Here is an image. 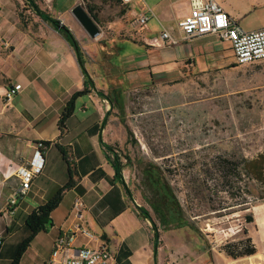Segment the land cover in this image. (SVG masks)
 I'll list each match as a JSON object with an SVG mask.
<instances>
[{
	"label": "crops",
	"instance_id": "obj_1",
	"mask_svg": "<svg viewBox=\"0 0 264 264\" xmlns=\"http://www.w3.org/2000/svg\"><path fill=\"white\" fill-rule=\"evenodd\" d=\"M137 1L142 9H148L150 17L146 26L132 24L137 16L134 19L129 16L131 3L122 4V8L119 5L112 7L111 17H106V21L100 15L109 4H96L100 25L95 22L100 32L104 25L113 30L108 41V38L99 41V37L88 36L71 13L75 0H51L44 9L38 5L68 27L85 58L89 53L102 56L109 49L108 42H113L109 52L112 58L126 47L125 42L143 47L128 53L130 70L127 72L132 74L129 76L131 83L146 85L171 81L182 78L188 71L202 72L213 64L233 61H228L233 58L228 43L216 36L206 35L189 41L180 39L177 23L189 12V0ZM216 1L244 30L264 27L245 29L243 26V19L255 11L258 4ZM19 6V0H0V264H12L20 244L31 234L27 222L29 215L58 194L59 201L49 212L51 225L33 234L17 264H46L57 234L74 223L104 241L117 264H216L209 262L207 257L211 248L188 262L171 255L158 228V239L154 244V228L137 212L136 207L141 205L132 194L123 174L124 168L123 180L131 197L114 176L113 165L106 154V145L117 149L120 145L113 131L117 125L109 119L110 104L98 94L101 90L96 78L85 62L92 86L81 73L73 46L46 21L48 27L33 25L26 29L25 21L23 27H19ZM74 23L79 25L83 36L78 35L80 32L75 33ZM151 23L160 31L151 29ZM163 30L179 39L178 44L164 42L160 38ZM79 36L86 47L81 45ZM112 65L118 66L113 61ZM15 83H20L22 90L12 99L5 100V89ZM83 92H87L91 101L90 108L84 104L76 108L80 103L77 96ZM107 111L110 112L108 116ZM59 121H62L60 126ZM39 144H42L44 158L42 170L34 175L26 195L18 201L15 213L8 214L9 199L18 184L16 168L31 159ZM120 161H123L122 157ZM69 168L72 169L71 184L64 188L70 182ZM76 199L81 201L79 217L73 209ZM168 233L170 238L172 231ZM84 243L93 245L95 241L77 238V244ZM178 248L182 253L188 250L187 247ZM230 261L264 264V251L257 250L254 255Z\"/></svg>",
	"mask_w": 264,
	"mask_h": 264
},
{
	"label": "rangeland",
	"instance_id": "obj_2",
	"mask_svg": "<svg viewBox=\"0 0 264 264\" xmlns=\"http://www.w3.org/2000/svg\"><path fill=\"white\" fill-rule=\"evenodd\" d=\"M89 1L109 4L100 16L105 21L106 17L110 19L114 2ZM227 1L258 4L243 19V26L245 29L264 26V0ZM37 3L44 9L51 0ZM78 3L86 9L84 0H75L74 4ZM19 4V15L24 16L26 29L33 25L48 27L23 0ZM144 11L137 0L131 2V18ZM19 27H23L20 20ZM150 27L160 31L155 24ZM102 29L96 38L108 41L113 30L105 25ZM74 31L83 36L77 23ZM79 41L86 47L80 36ZM112 43L108 42L109 49L102 56L89 53L84 59L101 92L113 96L114 87L121 92L117 97L119 104L111 108L109 119L117 125L113 131L120 145L123 174L138 203L156 223L171 255L188 262L211 248L207 255L209 262L234 264L221 247L247 236L259 252L264 251V177L259 179L247 172L248 162L264 154V60L232 66L233 58H229L232 62L213 64L206 71H188L180 82L142 86L129 82L132 74L127 72L130 70L127 65L128 53L143 47L125 42L126 47L112 58L109 55ZM112 61L119 67H114ZM77 97L80 103L76 108L80 104L90 108L87 92ZM121 119L132 130L135 143H125ZM149 163L156 166L169 188L172 209L164 208L159 199L162 192L158 195L143 177L142 168ZM155 208L168 212L165 225L158 220ZM257 209L263 214H258ZM169 230L172 240L168 238ZM178 246L188 250L182 253Z\"/></svg>",
	"mask_w": 264,
	"mask_h": 264
},
{
	"label": "built area",
	"instance_id": "obj_3",
	"mask_svg": "<svg viewBox=\"0 0 264 264\" xmlns=\"http://www.w3.org/2000/svg\"><path fill=\"white\" fill-rule=\"evenodd\" d=\"M121 1L124 4H130L134 0ZM189 6V12L177 23L181 40L189 41L206 35H213L228 43L233 61L238 65L264 60V27L250 31L244 30L230 19L216 0H189ZM147 11L146 8L132 21L135 27L146 26L149 19ZM160 38L171 45H176L179 42V39L167 30L160 32ZM21 90L22 85L20 83L12 84L5 89L3 98L10 100ZM38 147L27 163L20 164L16 168L18 184L9 199V208L6 212L8 214L15 213V207L29 190L34 175L42 170L44 162L42 144H39ZM80 206L81 201L76 199L73 203V209L77 217L80 216ZM78 237L95 241V244L84 243L79 245L77 244ZM1 242L0 238V245ZM46 264H116V259L104 241L79 223H74L71 227L61 230L57 234Z\"/></svg>",
	"mask_w": 264,
	"mask_h": 264
},
{
	"label": "trees",
	"instance_id": "obj_4",
	"mask_svg": "<svg viewBox=\"0 0 264 264\" xmlns=\"http://www.w3.org/2000/svg\"><path fill=\"white\" fill-rule=\"evenodd\" d=\"M24 3L29 6L31 11L40 17L43 21H46L48 24L56 28V25L60 22L58 19L53 18L49 13H47L45 10L41 9L37 3V0H23ZM85 1V7L89 15L95 18L97 21L98 25L100 23L98 22L96 18V14L98 12L97 10V5L91 3L89 0H84ZM114 2L116 5H121L124 4L122 3L121 0H102V3H108V2ZM20 22H24V16L20 15ZM60 33H62L65 38L67 39L68 43L73 46L74 52H75V57L76 61L78 63V66L81 70L82 75L87 79L91 85L93 86V82L87 72V69L85 67V59L84 55L82 53V50L80 48V45L78 44L77 40L75 39L74 35L72 32L66 28L64 30H59ZM236 64L233 61L232 66H236ZM182 79H173L169 82L171 83H176L180 82ZM151 84V83H150ZM147 85V84H146ZM144 86V85H142ZM111 93L113 96L109 95V92H106L105 94L101 91H98V94L103 96L109 104L110 107H114L116 103L119 104L117 97L121 94L118 88L114 87L111 89ZM122 107L120 106L119 109ZM109 111L106 112V116L109 115ZM124 128H125V133H126V139L125 143H135V140L133 141V132L130 129V127L125 123L124 119H121ZM62 121H59V126L61 125ZM106 154L109 155L110 161L113 165L114 168V176L122 183L124 186L127 194L131 197L130 191L126 184L124 183L123 180V174L122 170L124 168L123 162L120 161V153L119 150L116 147H112L110 145L105 146ZM156 166L154 164H146L142 168V174L143 177L150 183L151 187L153 190H155L156 193H161L162 195H159V199H162V203L164 208L166 207L167 209H172L171 207V192L169 188L165 185V183L162 181V176L161 173L157 172L155 169ZM247 172L254 174L257 178L262 179L264 177V154H261V156L257 157L254 160H251L247 164ZM69 175H70V182L64 186V188L69 187L71 184V177H72V169L69 168ZM63 188V189H64ZM60 194L56 195L51 201H49L47 204L40 206L36 208L31 215H29V220L28 226L30 228L31 234L30 236L25 240V242L21 243L17 253L14 256L12 264H17L18 258L21 255L22 251L24 250L25 246L27 245L28 241L32 238L33 234H35L37 231L40 230H45L48 226L51 225V220L49 218V212L51 208L56 205L59 201ZM168 203V204H167ZM162 207V206H161ZM179 207V206H178ZM164 208L158 209L155 208L154 210L157 212L158 220L160 223L163 225L166 224V221L168 220V212L164 210ZM137 212L139 215L144 218L148 219L152 223V227L154 228V239L153 242L156 245L157 239H158V231H157V226L156 223L153 221L151 216L149 215L148 211L145 210L142 206L136 207ZM249 221H251V217L249 216ZM246 233V232H244ZM222 251L225 253L226 256H228L231 259H237L240 257H245V256H251L254 255L257 252V248L255 244L253 243L252 239L250 236L245 237L244 239L238 240L236 242H228L225 243L222 247ZM118 261H116L117 264Z\"/></svg>",
	"mask_w": 264,
	"mask_h": 264
},
{
	"label": "water",
	"instance_id": "obj_5",
	"mask_svg": "<svg viewBox=\"0 0 264 264\" xmlns=\"http://www.w3.org/2000/svg\"><path fill=\"white\" fill-rule=\"evenodd\" d=\"M71 13L89 37L94 38L100 33V28L96 24L94 17L89 15V13L80 3L73 6ZM65 28L66 26L63 25L61 21L56 25L57 31L64 30Z\"/></svg>",
	"mask_w": 264,
	"mask_h": 264
},
{
	"label": "bare ground",
	"instance_id": "obj_6",
	"mask_svg": "<svg viewBox=\"0 0 264 264\" xmlns=\"http://www.w3.org/2000/svg\"><path fill=\"white\" fill-rule=\"evenodd\" d=\"M259 212L258 214H263V211L261 209H257Z\"/></svg>",
	"mask_w": 264,
	"mask_h": 264
}]
</instances>
